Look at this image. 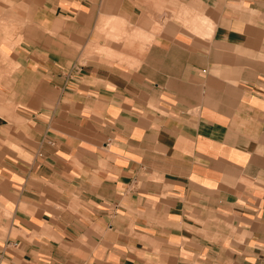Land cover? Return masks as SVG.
I'll return each instance as SVG.
<instances>
[{"label": "crops", "instance_id": "0c3cea01", "mask_svg": "<svg viewBox=\"0 0 264 264\" xmlns=\"http://www.w3.org/2000/svg\"><path fill=\"white\" fill-rule=\"evenodd\" d=\"M9 2L0 264H264V0Z\"/></svg>", "mask_w": 264, "mask_h": 264}, {"label": "rangeland", "instance_id": "374dc122", "mask_svg": "<svg viewBox=\"0 0 264 264\" xmlns=\"http://www.w3.org/2000/svg\"><path fill=\"white\" fill-rule=\"evenodd\" d=\"M14 5L9 0H0V45L7 44L13 47L17 32L20 31L21 23H16L14 16ZM18 24V26H16ZM1 49V48H0ZM0 51V67L4 68L8 64V58ZM3 69L0 68V78L3 74ZM1 211V210H0ZM6 216L5 213L0 212V217Z\"/></svg>", "mask_w": 264, "mask_h": 264}, {"label": "bare ground", "instance_id": "6f19581e", "mask_svg": "<svg viewBox=\"0 0 264 264\" xmlns=\"http://www.w3.org/2000/svg\"><path fill=\"white\" fill-rule=\"evenodd\" d=\"M117 23H119V22H117Z\"/></svg>", "mask_w": 264, "mask_h": 264}]
</instances>
